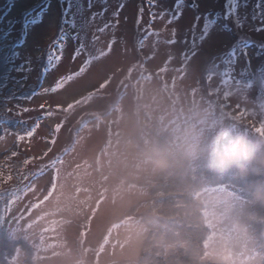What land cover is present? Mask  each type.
I'll return each instance as SVG.
<instances>
[{
    "label": "rangeland",
    "instance_id": "1",
    "mask_svg": "<svg viewBox=\"0 0 264 264\" xmlns=\"http://www.w3.org/2000/svg\"><path fill=\"white\" fill-rule=\"evenodd\" d=\"M120 2L107 0L105 20ZM123 3L119 26L96 33L100 36L96 47L106 48L114 36V50L126 46L129 52L97 59L59 93L39 94L42 87L53 86L60 75L75 70L85 59L82 54L72 61L79 42L69 38L57 69L46 78L40 75L48 47L59 35L66 0H0L1 42L10 53L13 42L23 45L17 49L21 57L11 61L13 66L30 56L34 68L22 81L25 74L12 70L7 82L15 90L8 105L17 132L7 129L0 151L17 141L12 161L21 167L17 173L10 168L0 174V231L29 241L37 264H138L148 235L140 218L149 207L150 187L144 183L153 184L161 172V165L148 157L140 143L152 148L156 135L172 132L175 150L195 153L210 133L226 134L230 129L237 135L254 132L264 142L260 127L264 111L251 105L247 111L236 107L240 96L264 102V87L260 90L244 81L257 74L264 61V0H160L161 10L169 14L165 19L174 20L169 27L180 28L174 36L177 44L167 50L176 57L170 67H178L181 61L185 65L183 79L160 71L165 46L154 59L144 58L155 40L171 38L164 32V22L157 19L151 25L162 34L148 37L141 53L147 7L139 29L136 16L145 0ZM83 4L77 27L91 15L87 0ZM103 6L97 0L91 11ZM72 8L69 15L83 11L80 0H72ZM176 12L183 13L178 21ZM103 22L98 18L87 29L84 42L89 50L94 30ZM193 36L197 45L204 40L200 56L196 47L180 42ZM205 69L210 70L206 82L202 80ZM209 79L213 86L208 85ZM214 86L230 91L233 98L225 100ZM32 89L36 93L32 99H16L30 95ZM17 104L32 110L15 115ZM198 200L206 209L211 230L203 260L262 264L264 257L251 237L249 202L231 187L208 189ZM137 204V211L129 214ZM25 259L20 251L11 264H26Z\"/></svg>",
    "mask_w": 264,
    "mask_h": 264
},
{
    "label": "trees",
    "instance_id": "2",
    "mask_svg": "<svg viewBox=\"0 0 264 264\" xmlns=\"http://www.w3.org/2000/svg\"><path fill=\"white\" fill-rule=\"evenodd\" d=\"M1 44L0 39V86L6 84L0 88V109H3L5 97H12L15 90L8 88L7 83L14 68L7 59L11 53L8 45ZM260 65L258 73L244 81L262 90L264 61ZM208 72V69L203 72L204 82ZM204 86L208 87L206 83ZM6 119L7 123L0 125V140L5 128L17 132L15 118L8 114ZM233 130L226 134L210 133L195 153L175 150L176 134L172 132L156 135L152 148L139 144L149 158L161 165V172L153 184L144 183L150 187L149 207L140 218L148 235L138 264H219L203 260L211 230L206 209L198 198L204 191L220 187L233 188L249 202L251 237L264 257V142L254 132L237 135ZM18 148L16 141L9 149L0 151V174H7L10 168L18 172L21 163L12 161ZM139 206L132 207L129 214H134ZM20 251L26 255V264H37L35 249L29 241L12 239L5 230L0 231V264H11Z\"/></svg>",
    "mask_w": 264,
    "mask_h": 264
},
{
    "label": "snow or ice",
    "instance_id": "3",
    "mask_svg": "<svg viewBox=\"0 0 264 264\" xmlns=\"http://www.w3.org/2000/svg\"><path fill=\"white\" fill-rule=\"evenodd\" d=\"M97 0H87V10L91 12V15L87 18H83L81 20V23L79 27H77V16H82L83 12L85 11L83 0H80V8L83 9V11L78 10L76 13L69 15V13L73 12L72 8V0H66V8L64 9L63 15L61 17L60 21V29H59V35L56 40L53 41L52 44L49 45L46 55V62L44 66L41 69L40 75H43L46 78V75L50 71H55L57 67L59 66L60 61L64 57V49H65V42L71 38L73 41H78V46L76 47L75 51L72 54V61L74 62L78 57H80L82 54L85 55V59L81 63V65L76 68L75 70L69 71L67 74L60 75L54 82V85L51 87H42L39 90V94H49V93H59L61 90H64L68 85L72 84L74 81L80 79L87 71L91 69V67L96 63L97 59L118 55V54H126L128 53V49L126 46H123L121 48H117L114 50L113 45L116 44V38L113 36V38L108 42L106 48L103 47H96V44L100 41V36L96 33H104L109 29L115 30L119 24H120V13L124 9L125 4L123 3V0L118 4L115 11L111 13L110 18L107 20L104 19L105 13L108 12L109 8L107 5V0H99V2L104 5L100 11H91V9L94 7ZM160 0H145V3L140 5L138 8L137 16H136V26L139 29L140 25L143 21L144 14H145V7L148 9V24L141 29V31L144 33V35L141 37L139 41V51L142 53V50L147 42L148 37L150 36H156L159 37L162 33L159 31H153L151 28V25L157 20H161L164 22L163 28L164 32L167 34H170L169 39L166 41H161L159 39L155 40L153 42V49L151 53L144 57L147 60H152L157 55V52L159 51L161 46H165V56L166 59L162 66H160V71L164 73L171 72L174 75H178L181 79L185 78L187 76V72L184 70L185 65L181 61L179 63L178 67H170L172 64V61L176 59V57L173 55L171 51L167 50V46H172L177 44V40L174 39V36L180 32L179 27H169L170 25H174V20L172 18L165 19L169 14L165 10H161L160 6ZM156 9H159L158 11ZM175 17V21H178L179 18L183 15L182 12H176L173 14ZM100 19L103 22L102 26L96 27L94 30V33L92 35V48L89 50V48L86 46L84 40L86 37L87 29L97 20ZM127 19V17H125ZM198 23V20L196 21ZM72 29H76V31H72ZM84 33L85 35L82 36L81 33ZM208 38V35L206 34L204 39L206 40ZM181 43L188 45L189 47H196L198 50L196 52V56H200L202 52L204 51V40H201L199 45H197V37L193 36L191 41H188L187 39H184L180 41ZM23 47V45H19L16 43L11 44V55L7 57L10 61L13 63L15 60L21 57V53L17 50L19 48ZM188 53L185 52L184 56L185 59L187 58ZM195 58V57H194ZM38 59V58H37ZM33 61L32 58L25 57L22 62L19 65H15L12 70H14L17 73H24L25 75L21 77L22 80H26L28 78V74L31 73L34 68L32 66ZM20 81V82H21ZM209 86H213L211 84V79H209L208 82ZM5 85L0 86V88L5 87ZM215 87V86H214ZM216 93L219 94L223 92L225 100H231L233 98V93L230 91L223 90L221 88L215 87ZM36 93H31L30 95L26 96H20L16 97V99H32L33 96H35ZM13 97L9 96L5 98V106L3 109H0V116L5 117V119H0V125L7 123V115L9 113H13V109L7 107V101L11 100ZM239 101L236 105L237 108H241L242 111H247L248 105H251L253 108L257 110L264 111V102H260L257 104L256 102L249 99L247 96H240ZM17 111L14 113L15 115H22L23 112L31 111L32 109L28 108H21L19 104L16 106ZM45 105H41V108H44ZM23 122V121H21ZM261 129L264 130V124L260 125ZM35 128V127H33ZM4 133H7V129L3 130ZM27 131L26 133H28Z\"/></svg>",
    "mask_w": 264,
    "mask_h": 264
}]
</instances>
